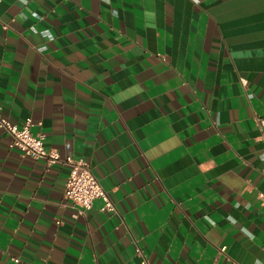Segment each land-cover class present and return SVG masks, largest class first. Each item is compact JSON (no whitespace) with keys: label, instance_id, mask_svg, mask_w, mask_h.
I'll use <instances>...</instances> for the list:
<instances>
[{"label":"crops","instance_id":"0c3cea01","mask_svg":"<svg viewBox=\"0 0 264 264\" xmlns=\"http://www.w3.org/2000/svg\"><path fill=\"white\" fill-rule=\"evenodd\" d=\"M0 117L114 205L0 129V264H264V0H1Z\"/></svg>","mask_w":264,"mask_h":264},{"label":"built area","instance_id":"2783aa9c","mask_svg":"<svg viewBox=\"0 0 264 264\" xmlns=\"http://www.w3.org/2000/svg\"><path fill=\"white\" fill-rule=\"evenodd\" d=\"M256 123L260 128L259 138L264 146V121L256 119ZM31 125L29 119L21 127H18L0 117V129L9 137L8 149L18 151L20 156L24 158L28 157L34 161L42 160L47 168L53 164H62L70 168L69 176L64 185L63 197L68 204L76 209L73 218L76 219L78 216L83 215L85 211L91 209L93 202L97 199L103 201L102 212H113L114 205L112 201L94 177L88 165L81 159L61 158L56 151L46 149L44 135L40 133L32 134L30 132ZM259 200L261 206L264 207V194L259 195ZM223 251L224 248L219 250L220 253ZM135 254L140 256V250L136 249ZM13 261L15 263L20 262L18 258H14ZM230 264L238 263L231 262Z\"/></svg>","mask_w":264,"mask_h":264}]
</instances>
